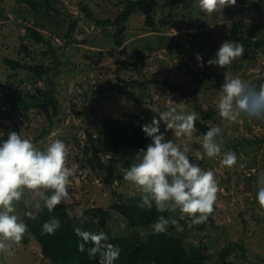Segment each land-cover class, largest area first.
<instances>
[{"label":"rangeland","instance_id":"rangeland-1","mask_svg":"<svg viewBox=\"0 0 264 264\" xmlns=\"http://www.w3.org/2000/svg\"><path fill=\"white\" fill-rule=\"evenodd\" d=\"M118 2L120 0H62L54 2L58 13L52 11L51 17L35 21L32 11L18 0H0V139H6L8 131H19L40 148L53 138L65 142L69 149L68 166L75 170L74 177L70 178L69 200L65 203L78 223L89 220L88 209L112 208L113 204L123 200L120 194H112L113 189L132 196L133 189L125 181L114 188H105L100 182L101 173L81 169L77 163L79 148L76 144H90L87 132L105 166L113 167L112 160L118 157L124 172L134 162L136 152L110 156L102 149L99 136L104 114L113 118L139 114L149 122L154 115L152 110L161 111L182 103L188 110L198 113L199 118L202 115L199 109L215 111L218 124L224 127L216 108L223 80L238 75L253 84L264 82V44L246 47L244 56L226 69L207 65L200 68L195 58V54L200 53L206 62L230 33L264 40V10H257L250 3L264 8V0H237L236 6L213 15L200 12L195 0H185L174 8L173 23L157 26L156 33L146 32L149 28L144 24L143 15L132 14L127 22L123 49L114 48L113 27L95 26L80 8L81 4H86L94 17L114 19L120 10ZM170 2L156 0L157 21L168 12ZM72 19L78 22L74 38L79 41L85 38L87 43L65 41L66 25ZM58 20L60 27L56 25ZM25 24H36L56 48L60 64L55 76L49 73L39 80L34 71L14 70L5 64L4 58H9L32 66H52V57L42 55L46 46L27 38L22 28ZM23 46L28 50H23ZM135 49L143 53L135 57ZM131 80L138 83L123 91L110 89ZM35 86L51 89L57 99L59 113L51 121L36 105L43 100H34L36 106L25 113L9 112V95L23 97L34 92ZM199 137L194 134L191 139L176 138L171 132L166 134V138L181 146L187 143L191 148L189 157L195 159L198 152H203ZM237 144L240 145L235 152V167H222L219 158L207 157L201 166L214 171L221 189L211 215L212 223L207 221V227L197 231L188 226L185 217L186 225L179 231L186 234L181 239L183 244L202 242L208 247L205 264H264V217L257 214L255 202L256 181L264 172V121L241 119L227 126L223 150H230L231 145ZM198 145L200 148H196ZM25 210L23 204L17 208L20 214ZM31 210L36 211L34 206ZM172 215L181 218L178 210ZM105 229L138 240H144L153 231V228L139 231L130 227L113 209L109 210ZM23 240L14 248L13 256L0 255V264H51L33 238L28 239L25 235ZM223 249L226 253L220 256Z\"/></svg>","mask_w":264,"mask_h":264},{"label":"clouds","instance_id":"clouds-1","mask_svg":"<svg viewBox=\"0 0 264 264\" xmlns=\"http://www.w3.org/2000/svg\"><path fill=\"white\" fill-rule=\"evenodd\" d=\"M195 2L206 15L221 13L237 4V0ZM244 54L243 44L225 40L206 62L200 53L195 58L200 68L207 65L226 69ZM219 93L216 108L224 127L214 124L198 138L203 152H198L196 158H219L222 167L231 169L237 165V155L232 150H223L225 128L241 119L264 121V82L257 85L236 75L223 80ZM152 111L151 120L140 125L151 142L136 151L134 162L123 173V180L132 187V196H140L139 209L151 211L155 207L158 213L178 210L182 219L188 218L189 227L206 223L221 191L215 173L190 159L191 148L187 143L181 146L166 138L171 132L176 138L191 139L197 132L199 115L182 103ZM68 159V146L58 138H53L44 148L19 131H8L7 138L0 139V255L13 256L14 248L23 241L29 230L25 216L35 220L43 209L52 213L69 200L70 178L74 177L75 170L68 166ZM256 183V212L264 217V172L259 174ZM20 204L26 209L22 214L17 211ZM33 206L36 211L31 210ZM169 223L177 231H183L176 219L169 220L163 215L154 222L153 231L164 233ZM60 227V220L50 216L42 224V234L54 235ZM74 232L79 238V251H87L92 259L99 257L98 264H115L119 260L121 249L109 242L107 232L85 231L79 227ZM87 244L92 246L86 249Z\"/></svg>","mask_w":264,"mask_h":264},{"label":"trees","instance_id":"trees-1","mask_svg":"<svg viewBox=\"0 0 264 264\" xmlns=\"http://www.w3.org/2000/svg\"><path fill=\"white\" fill-rule=\"evenodd\" d=\"M20 3L27 6L34 14L35 21L39 18H44L52 15V11L58 13L57 8L54 7V2L58 3L62 0H18ZM185 0H171L169 4L168 12L162 16L158 21L155 19V7L156 0H120V10L114 19L109 18H96L93 16L89 7L85 4H81L80 8L85 17L92 21L95 26H110L114 28V32L111 33L113 39L114 48H124L126 41L125 31L127 28V22L132 14H140L144 16V24L149 29L146 32H155L157 26H164L166 24H172L174 20V8L178 3ZM247 1V0H241ZM257 10H264V8L257 6L256 3L250 2ZM77 20L72 21L66 25V34L64 38L66 42H74L85 44L87 40H76L74 34L76 31ZM60 27L61 23L58 20L56 23ZM63 25V20H62ZM24 33L27 38L35 44H44L46 51L42 52V55H48L52 57V66H45L39 64L38 66H32L29 64H22L16 60L4 58L5 64L10 68L26 69L27 71L35 72L39 80H42L43 76L50 75L55 76L58 72L59 60L56 55V48H54L50 42V39L41 32L36 24L23 25ZM60 37V34H59ZM226 40L235 41L243 44L244 48L254 45L259 47L264 44V40H252L245 35L228 34L225 36ZM79 41V42H78ZM23 50H28L26 46L22 47ZM179 51H182L180 46ZM143 52L139 49L133 51V55L140 56ZM54 72V73H53ZM35 76V77H36ZM160 81V80H159ZM121 86L115 84L111 86L112 89L123 91L126 87L134 83H138L136 80L124 81ZM163 83V81H161ZM34 100H43L42 103L36 104L46 115L49 121L53 116L58 115L59 105L51 89L41 88L35 86V91L32 93H26L25 96L19 97L12 94L9 95L7 100L10 103V113H25L36 105ZM37 102V101H36ZM38 103V102H37ZM74 104H71L74 109ZM51 110V114L50 113ZM202 113L201 118L196 121V135L202 136L208 128L214 124H218L216 120V112L213 110L199 109ZM79 114L78 112H76ZM209 120H212L210 123ZM147 123L145 117L139 114H130L126 118H113L104 114L101 118V130H100V143L104 152L110 156H124L128 153H135L139 148L146 146L150 143L144 133L141 130L140 125ZM46 133V131H44ZM88 140L90 144L81 145L77 142L79 151L76 153V159L79 160L78 165L81 169H89L101 173L100 182L105 188H114L116 185H121L123 180V173L118 157L112 160L113 167L105 166L102 161L96 146L92 140V136L87 132ZM40 137V136H39ZM94 139V138H93ZM237 145H231L230 150L237 152ZM196 148H200L198 145ZM81 155V156H80ZM80 156V159H79ZM194 163H198L202 166L203 160L190 158ZM112 194H120L123 200L118 201L112 205V208L105 209L102 206H97L88 209L89 220L78 223L77 218L70 214L68 204L65 202L57 206L54 212L49 213L47 209H43L37 215L35 220H30L26 216L25 222L28 224V232L25 234L28 239L33 238L41 248L43 257L47 258L51 264H98L99 257L92 259L88 256L87 251L81 252L78 248L79 238L76 236L74 229L79 227L85 231H104L110 236V241L116 244L121 249L120 258L116 261V264H205L208 259L207 246L202 242L198 244L181 242L185 232L181 234L176 230V226L169 223L168 229L164 233H155L150 231L144 240H138L131 236H127L119 232H111L105 229L107 225V216L110 209L119 213L125 222L132 228H136L139 231L150 230L153 227L154 222L160 215H163L166 219H176L181 226H185L186 222L177 215H172V212L158 213L155 207L151 211L141 210L137 207L140 200V196L125 195L118 193L115 189L112 190ZM125 197V198H124ZM120 199V198H119ZM170 215L173 217L170 218ZM50 216L57 217L61 222V227L56 231L54 235L42 234V224ZM92 219V220H91ZM93 219H96L95 221ZM208 223H212L211 216L208 218ZM209 223V224H210ZM207 222L198 226H193L191 229L202 231L207 227ZM180 240V242H179ZM24 240L21 242L23 243ZM92 245L87 244L85 247L90 248ZM17 247V246H16ZM226 249L219 252L220 256L225 255Z\"/></svg>","mask_w":264,"mask_h":264},{"label":"water","instance_id":"water-1","mask_svg":"<svg viewBox=\"0 0 264 264\" xmlns=\"http://www.w3.org/2000/svg\"><path fill=\"white\" fill-rule=\"evenodd\" d=\"M115 264H116V262H115Z\"/></svg>","mask_w":264,"mask_h":264}]
</instances>
